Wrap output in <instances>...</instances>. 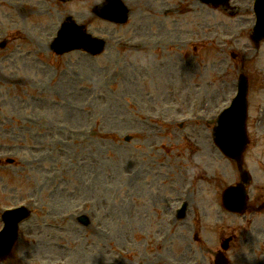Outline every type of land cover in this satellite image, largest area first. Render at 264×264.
<instances>
[{"label":"rangeland","instance_id":"obj_1","mask_svg":"<svg viewBox=\"0 0 264 264\" xmlns=\"http://www.w3.org/2000/svg\"><path fill=\"white\" fill-rule=\"evenodd\" d=\"M6 1L10 0H0L2 25L10 29L7 32L18 27L12 31L8 49L0 54V203L32 198L37 217L2 264H28L26 258H33L30 264H132L125 251L128 242L142 236L138 211L147 208V214L168 224L179 192L193 177L188 217L177 226L191 238L196 231L197 264H210L205 241L214 236H207L209 209L203 211L200 201L225 165L212 161L214 123L182 130L175 119L193 112L188 109L191 83L192 92L198 85L207 90L206 96L203 92L207 98L196 99L198 110L219 111L233 95L240 69L232 65L231 52L240 57L242 52L229 48L223 54L215 42L197 40L251 25V0H230L219 8L191 0H126L130 14L125 25L98 21L88 11L98 0H84L56 4L52 20L42 21L46 32L55 35L60 16L75 11L77 22L92 35L109 38L112 46L119 37L132 38L141 49L134 45L127 51L132 52L128 66L127 57L116 47H108L98 58L75 51L48 58L47 64L31 63L27 56L41 47L40 21L32 35L31 18L22 15L15 25ZM173 40L190 43L175 52L152 48ZM249 42L247 33L241 43L247 48ZM256 53L257 67L264 66V42ZM40 55L45 57V51ZM253 55L248 52V58ZM224 58L230 65L227 71L211 68L204 74L208 62L219 64ZM248 64L243 70L250 75L251 124L264 95L257 91L262 79L252 73L256 64ZM8 157L12 164L6 162ZM233 168L226 169L229 184L237 179ZM82 211L92 219L87 226L61 217V213ZM232 221H224L217 237L238 225ZM155 226L149 223L150 235L156 234ZM247 255L248 247L239 244L231 264H250Z\"/></svg>","mask_w":264,"mask_h":264},{"label":"water","instance_id":"obj_2","mask_svg":"<svg viewBox=\"0 0 264 264\" xmlns=\"http://www.w3.org/2000/svg\"><path fill=\"white\" fill-rule=\"evenodd\" d=\"M257 37H260V38H263L264 37V32L263 31H260V34L257 33L254 35V38H257ZM245 81H243L244 83ZM234 111H238L237 113L239 114L237 120H236V123H235V126H236V131L235 130H231L228 129L227 132H228V135H227V139L228 140V143L231 142L232 138L230 137H239V135L241 136V129L243 128L242 126H244V120H242V110H241V107H235V110ZM238 132H239V135H238ZM234 145H231L229 146L230 148L228 149H232ZM224 151L229 154V155H232V156H240L239 152L236 151V149H233L232 151H229L228 149H226V147L223 148Z\"/></svg>","mask_w":264,"mask_h":264}]
</instances>
